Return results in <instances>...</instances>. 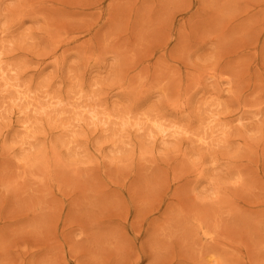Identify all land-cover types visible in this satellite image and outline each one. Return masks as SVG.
Masks as SVG:
<instances>
[{
    "label": "rangeland",
    "instance_id": "obj_1",
    "mask_svg": "<svg viewBox=\"0 0 264 264\" xmlns=\"http://www.w3.org/2000/svg\"><path fill=\"white\" fill-rule=\"evenodd\" d=\"M0 264H264V0H0Z\"/></svg>",
    "mask_w": 264,
    "mask_h": 264
}]
</instances>
